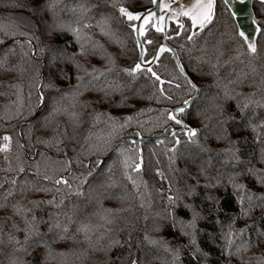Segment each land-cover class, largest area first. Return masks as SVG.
Wrapping results in <instances>:
<instances>
[{
  "label": "snow or ice",
  "instance_id": "1",
  "mask_svg": "<svg viewBox=\"0 0 264 264\" xmlns=\"http://www.w3.org/2000/svg\"><path fill=\"white\" fill-rule=\"evenodd\" d=\"M151 2L153 5L158 4L161 12L159 16L151 10L133 12L122 5L117 9L120 14V20L127 21L125 27H130L135 34V44L139 49V58L134 66L120 69V71L130 78L128 85L122 84L119 79H107L108 74L115 68V59L111 55H101L100 57L105 61L106 65L110 66L97 68L93 65L91 70L84 68L83 64L76 59L77 56L87 59L89 56L97 54L98 42L92 41L85 31L93 26L99 28L101 35L109 38V40L115 39L119 43L118 34L112 30V17L105 14L104 10L98 5L86 7L84 4L78 3L75 6L69 7L68 11L75 15V19L70 21L57 17V6L60 4V0H42L41 3L31 4L17 3L16 0H9L8 3H3L2 5L4 8L24 9L30 13V15L20 13L0 17V45H4L9 39L12 40V47H9L4 56L0 58V69L5 72L15 73L17 81L7 84L8 89L13 90L10 95L15 98L10 99L4 107L5 109H11L14 106V111L10 118L23 120L28 116H32L33 121H29L28 124L29 139L31 140V130L35 125L37 130L50 132L47 136H37L35 143L42 145L45 150H54L58 154L62 153V156L54 158L45 150H37L31 154V167L35 169L36 175H39L43 166L45 169L43 180L48 181L51 179L46 174L48 169L65 171L70 167L73 157L68 155L69 151L76 153L77 157L84 155L85 152L96 156L95 160L89 161L88 164L84 165L85 170L78 177H73L74 180L78 181L75 185L69 183L68 179L64 176H60L54 180V184L58 186L57 191H60L59 186H65L69 198L62 197L58 204L54 198L43 201V203L54 204L57 207L67 209L64 212L66 223L62 224L60 220H57L54 225L49 226L50 229L54 227L59 230L56 233V239L70 242L73 245H79L83 242L87 245L85 249L69 248L67 251L55 252L45 240L44 234L40 232L36 217L34 215L23 217L25 243L31 240L33 247L43 248L44 251L41 255H43L45 261L56 257L64 258L68 256H75L76 259H80L88 255L89 249L92 252H104L105 256H107V253L111 251L114 245L119 244V241L109 237L107 246L100 244L99 241L113 232L112 225L116 223L122 214L131 212L134 207L146 208L151 206V196L145 197L144 192L140 190L141 184L132 176V173L140 175L144 170L142 149L139 147L126 149L123 139L118 144L113 145V141L132 124L135 119L134 115L113 116L108 112H96L92 117L93 123L88 134L83 137V142L79 144V152H77L75 141L78 129L83 123V117L82 113L75 111V108L77 105L87 108L93 104L103 103L115 93L120 94V101L116 104V107H133L132 104L128 103L133 98L156 99L159 102L160 98L163 97L171 101L172 96L167 94L165 85L168 88L174 87L176 89L181 88L182 85L176 82V76L165 79L153 69V64L156 63L158 65L159 57L164 52L172 54V58L175 61V69L178 71L179 77L184 81L186 93L189 94L187 99H183L182 102L178 101L180 103L179 107L172 110H161V115L165 112L167 113V119L163 123L167 124L169 121H173L176 125L180 126V131L184 137L182 140L180 134L175 129L169 130L165 128L166 132L170 131L171 136V146L166 148V154H171L168 157L170 170H172L171 165L179 158L183 159L187 166L195 167L199 174L207 176L208 169L213 166L214 157L221 167H227L230 162L235 161L240 165L241 171H235L236 165L233 164L232 170L226 174V186L230 185L234 189V192L239 193L237 203L240 204V215L242 217H250V213L254 209L264 207V195H256L249 191L245 184L240 182L244 176H254L256 182L264 186V168H255L251 164V161L246 162L247 167L244 166L245 162L240 161V156L243 154L241 145L245 142L244 138L237 133L236 138L233 139V133L229 131V128L241 129L248 126H251L253 131H255V125H253L252 120L256 113L250 112L249 109L250 107L264 108V63H261L259 66L254 63L258 55L257 46L255 40L246 34L239 14L234 10L233 0H223L224 8L230 14L237 29L234 37H230V39L239 37L243 41L244 52L250 57L247 64L248 71L245 72L243 68L238 70L233 68L230 71H226L223 77H221V68L232 65L237 61L243 64V60L240 59L242 52L239 50H237L236 55L222 59L224 55L222 45L226 42L217 40L213 45L216 53L214 59L210 57L208 60L201 61L200 58H196L197 63L189 64V70L195 75L203 76L207 74L214 77V85L217 91L206 93L204 97H201L200 93L202 89L197 86V83L188 74L185 65L181 63L179 54L175 49L165 44H159L155 49V54L150 59L148 58L145 45H152L154 41L147 38L146 32L151 28L155 29L157 33H165L163 22L167 19L169 21H176L179 31H176L174 35L180 36L181 32L184 31V24L180 22L179 18L187 17L191 22L193 31L186 36V40L191 44L198 31H203L212 22L215 15V0H190L188 4L177 2L175 6H173L171 0H168V2L166 0H159V2L158 0H151ZM240 3H246V0H240ZM258 3L261 13L264 14V0H258ZM112 6L116 7L115 2ZM92 7H96L99 13V19L96 20L95 25L89 23L91 17L87 15ZM166 9L170 13L167 17L163 14ZM49 13H51L50 17ZM136 21H141V23H132ZM251 23L256 25V33L262 31L259 27V22L254 17ZM65 32H70L73 39L80 46L79 51L73 52L71 55L68 53L67 43H60L61 35ZM221 35H224V33H221ZM17 36H23L25 39L22 41L15 39ZM172 38V36L165 33V40ZM90 41L92 50L88 51L85 45ZM17 45L19 46V58L13 63L9 61V54L13 57L17 55ZM183 47L184 45H181V48ZM187 51L191 52L192 49L189 48ZM201 63H208L211 71L205 73L204 69L198 66ZM69 65L76 69L78 73L75 77L77 84L67 88L61 87V83L70 78L68 72L65 70ZM80 71H83L88 77L87 83L84 82V76L79 75ZM44 72H46V75H43ZM141 74L152 82L153 92L147 97L141 96L139 89L133 91L131 87V82L136 81ZM249 74H251L253 79H249ZM257 76L259 77L258 82L254 79ZM35 77H40V79L36 80ZM102 77L104 79L100 86L93 83L94 81H101ZM25 78L29 81L30 89L28 93L29 105L27 108L24 104L22 88V81ZM245 85L248 87L255 86L256 91L248 93L238 91L239 88ZM125 87L128 88L127 94L124 91ZM33 88L37 92V100L41 105L39 114L34 111L30 103ZM85 91L100 92L102 95L95 100H80L79 97ZM190 93H195V95H190ZM258 93H261V95L259 98H256ZM3 95H5V92L0 91V96ZM69 97H71L70 100ZM46 100L47 103H45ZM201 100L203 103L196 111V115L200 117V127H191L184 123V120L178 114L186 113L187 109ZM230 100L236 101L234 115H226V104ZM143 111L144 109H139L138 113H142ZM148 111H151V109L149 108ZM62 117L65 120L63 127H61ZM101 117H106L104 123L107 126V131L93 132L92 128H95L100 123ZM137 123L143 127L146 121H137ZM226 124L229 125V128L225 127ZM159 126V124L155 125V127ZM260 126L264 127V121L261 122ZM150 130L148 129V131ZM201 132L204 133L205 141H226V147L214 149L209 147L208 143H202L200 140ZM134 135L140 137L142 133L136 131ZM0 139L3 141V143H0V153L10 152L12 137L4 135ZM142 142L141 140L139 143ZM164 142V140L158 139L156 144L159 145ZM260 142V135L257 134L256 143L259 144ZM128 143L135 146L138 141L132 139ZM16 144L17 148L21 150L16 156V166L13 167L9 156L5 155L4 159L7 165L4 168H0V172L15 173V175L0 177V180L3 181V183H0V190L5 185L12 186L4 196L3 203H0V208L9 206V197L14 196L15 186L19 182V174L25 172L24 163L29 158L23 153L24 145L18 140ZM108 149H111L118 155L123 177L132 184L134 198L137 201L136 205L130 202L129 193L114 194L111 191L117 188V180L112 171L113 164L116 162L113 161V164L108 165L106 174L102 170L103 162L98 155ZM128 153H133V155H129ZM77 163H80L78 158ZM259 163L264 164V146L259 149ZM188 170L186 167L185 171ZM155 174L167 179L159 169L155 170ZM220 175L222 173L217 170V176ZM141 183H143L144 189L147 190V183L143 181ZM220 186L221 181L219 179H217L216 183L209 182L204 184L202 186L203 195L201 196L200 191H198L195 185H189L183 193L177 191L172 194V185L169 183L168 192L170 194L166 197L169 207L165 209V215L161 218V223H158L153 230L159 232L165 223H170V226L174 230L178 229V235L186 239L187 243L172 246L169 241H165L160 237H152L145 233L144 240L147 244L163 248L164 251L170 253L172 257L171 264H180L181 252L184 249L191 250V259L194 264H205L208 260L209 252L204 250L198 239L201 231L198 228V223L200 221H207L211 217L202 215V208L198 210L194 202L185 203L184 201L188 199L193 201L200 199L201 205L207 202L219 212L221 201L215 193L218 192ZM30 190L36 192L48 191V189L43 187L33 189L29 181L19 183L21 198H23L24 193ZM71 197L75 199H70ZM245 197L247 198L246 206L244 203ZM106 200L115 202L118 207H104L103 205ZM29 203L36 205L41 203V201H29ZM181 206L190 213L189 219L185 220L178 216L177 210ZM10 207L13 215L17 216L30 211V209L21 205L19 201L12 203ZM231 219L235 222L237 217H232ZM4 220H11V217L5 216ZM11 227L17 232L21 231L15 223H12ZM70 227H73L74 230L70 231ZM261 229H264V224L261 225ZM250 232H254V236H246V233ZM221 235L225 242L221 249V254L229 258V264L231 258L234 256L240 259V264H251L253 260H255L256 264H264V230L256 231L249 225L236 229L232 224H229L226 231L222 227ZM94 236L95 239L93 238ZM209 239L214 243L218 238L213 233L209 236ZM7 240L12 244L19 243L12 233L7 234ZM2 242L0 241V243ZM257 247L261 248L259 256L253 253L252 256L244 259L241 255ZM14 251H27V249L16 248ZM154 258L152 249L150 247L145 248L142 258L132 259L131 264H152V259ZM9 264H18V258L10 256ZM103 264H114V262L107 259Z\"/></svg>",
  "mask_w": 264,
  "mask_h": 264
},
{
  "label": "trees",
  "instance_id": "2",
  "mask_svg": "<svg viewBox=\"0 0 264 264\" xmlns=\"http://www.w3.org/2000/svg\"><path fill=\"white\" fill-rule=\"evenodd\" d=\"M9 0H0V17H6L10 14H20L30 15L24 9H13V8H4L3 3H8ZM17 3H41L42 0H16ZM115 2L116 7H113V3ZM78 3L84 4L86 7L89 5H98L102 8L105 14L112 17V30L118 34L119 43L116 42L115 39L109 40V38L101 35L99 28L93 26L90 29L85 30L87 34L91 37L92 41L98 42L99 46L96 49V55L89 56L87 59L85 57L77 56L76 59L79 60L84 68L91 70L92 66L95 65L97 68H104L110 65H106L105 61L101 59V55H111L115 59V68L113 71L108 74L107 79H119V81L128 85L130 82V78L126 76L120 69L130 68L132 67L137 59H138V50L135 44V38L133 32L120 20V16L118 15V6L122 5L128 7L131 11H140L151 5V0H60V4L57 6V17L59 19H63L65 21H70L75 19V15L68 11L69 7L75 6ZM253 9L256 18L258 19L259 25L261 27V32L257 38V50L258 55L254 61V63L259 66L261 63H264V14L260 11V5L258 2L253 3ZM49 17L51 13L48 14ZM91 19L89 23L92 25L96 24V20L99 19V13L96 7L90 8V11L87 14ZM178 30V28L171 24L169 34L173 35L172 39H168V41L177 49V53L179 54V58L181 63L185 65L186 71L193 78L194 82L197 83V86L202 89L200 95L204 97L206 93L216 92L217 89L214 85V77L211 75H203L197 76L189 70L190 63H197L196 58H200L201 61L208 60L210 57L214 59L215 50L213 45L217 40L225 41L222 45L224 55L222 59H227L229 56L236 55L237 50L242 52L240 57L243 60V64L238 61L232 65H228L225 68L220 69L221 77H223L226 71H230L234 69L243 68L245 72L248 71L247 64L249 62L250 57L246 52H244L243 41L239 37H235V39H230V37H234L237 29L235 23L232 21L230 14L225 10L223 1L217 0L216 2V13L213 21L199 34H197L193 38V43H188L186 40V36L189 34L190 24L188 20H185L184 31L181 32L180 36H174V33ZM224 33V35H221ZM147 38L152 39L154 43L152 45H146L148 56L154 51L156 45L161 41V35L155 33L150 30L147 33ZM15 39L24 40L25 37L17 36ZM67 43V49L69 55L73 52L79 51V45L73 39L72 34L70 32H65L61 35L60 43ZM35 43V42H34ZM181 45H184L181 48ZM12 47V40L9 39L6 41L4 45H0V58L4 56V54L8 51V48ZM26 47V46H25ZM85 48L88 51H91V41L85 45ZM191 48L192 51L188 52L187 50ZM17 55L15 57L9 54V61L15 62L19 58V46H16ZM190 57L192 58L190 60ZM198 66L204 69L205 73L211 71V68L208 63H201ZM153 69L160 73L163 78L170 79L172 76H176V82L182 85L181 88H168L165 85L166 92L168 95L172 96V100H166L163 97L160 98L159 102L156 99L148 100V99H130L128 101L129 104H132L133 107H116V104L120 101V94L115 93L114 95L107 98V100L100 104H93L90 107L82 108L79 105L75 108V111L82 113L83 123L78 129V134L76 137V147L77 152H79V144L83 142V137L88 134V131L93 123V115L96 112H108L113 116H125L129 115V112L134 108L144 105L145 107L142 113H138V111L132 113L135 119L132 124L127 127L120 136L113 141V145L117 143L119 140L125 137H136L134 133L136 131H140L142 133V137L147 138H157L162 136H167L170 134L165 131V128L169 130L175 129L177 125L169 121L167 124H164L163 121L167 119V113L165 112L161 115L162 109L169 110L171 107H175L180 105L179 102H182L183 99L188 98V93H186V86L184 85V81L179 77L178 71L175 69V63L170 56V54L165 53L159 59L158 65H154ZM69 74V79L64 80L61 83V87H70L77 84L76 75L78 74L76 69L72 68L69 65L65 69ZM46 75V72L43 73ZM79 75L84 76V82L87 83L88 77L85 75L83 71L79 72ZM36 80H39L40 77H35ZM103 77L101 81H94L93 83L100 86L103 81ZM249 79H253L251 74H249ZM254 79L259 80V77H254ZM16 81L15 73L5 72L0 69V91L5 92V95L0 96V137L4 135H9L12 137L11 150L8 154L9 159L12 162L13 167L16 166V156L20 153V149L17 148V140L21 143V140L24 144L23 153L26 157H29L25 160L24 167L25 172L19 174L18 184L15 186V194L13 197H9L8 207L0 208V264H9V257L15 256L18 258V264H103V262L107 259H110L114 262V264H131V260L134 258H142V253L145 248H151L152 252L155 256L152 259V264H171V254L164 251L163 248H158L156 246H150L144 240V235L147 233L152 237H160L165 241H169L172 246L176 244H186L187 240L178 235V229L174 230L170 223H165L159 232L154 231L153 229L158 223H161V218L165 215V209L168 207V203L166 197L170 194L168 192L169 183L172 185V194L177 191L183 193L186 191L189 185L197 186L198 191H200L201 196L203 195L202 186L206 183H216L217 179L221 181V186L219 187L218 192H216L217 198L221 201L220 211L217 212L214 206H210L207 202L203 205L200 203V199H196L195 201L188 199L185 200V203H195L197 205L198 210L202 208V215L211 217L207 221H200L198 223V228L200 231V236L198 237L202 247L205 251L209 252L208 260L205 264H229V258L223 256L221 254V249L224 246V240L221 235V230H227V226L232 224V226L236 229L243 228L245 225H249L254 228L256 231H261V225L264 224V207H258L254 209L250 213V217H242L240 215V204L237 203V197L239 193L234 192V189L228 185L226 186L227 181V172L232 170V165L235 164V171H241L240 165L233 161L227 167H221L219 163H217V159L213 158V166L208 169V175H201L197 172L195 167L187 166L183 159H177L174 164H169V155L166 154V148L171 146V140H165L163 144H156V141H148L142 143V151L144 158V170L140 175L136 173H132L134 179L137 180L138 183L141 184V192H144L145 197L148 195L151 196V206L146 208L134 207L131 212L124 213L121 217L116 221L113 227V232L108 234V236L104 237L99 241L100 244L107 246L108 238L111 237L115 240L119 241V244L114 245L111 248V251L107 253L105 256L104 252L96 251L92 252L91 249L88 250V255L85 257H81L80 259H76L75 256L68 257H56L54 259H49L45 261L43 255L41 253L44 251L43 248L33 247L31 240L28 243H25L24 240V232H23V217L24 216H35L36 221L38 223V227L41 233L44 234L45 240L51 245L52 249L55 252L59 251H67L69 248H78L85 249L87 245L81 242L79 245H73L70 242H65L56 239V233L59 231L58 229L52 227L50 229V225H54L57 220H60L62 224L66 223V218L64 216V212L67 211L66 208L57 207L54 204L43 203V201L55 199L58 204L62 197L69 198L68 191L65 186H59L60 191H57V185L54 184V180L59 178L60 176H65L68 179L69 183L75 185L78 181L74 180L73 177H78L80 175L79 172H73L70 175L67 173L70 170V167L65 171H53L52 169H48L46 174H48L51 179L48 181L43 180V175L45 174V169L41 168V172L39 175H36L35 169L31 167V154L38 150L43 149L42 145L35 143V138L37 136H47L50 132H45L43 130H37L35 125L31 130V140L29 139V128L28 124H23L32 116H28L26 119H16L10 118L12 116V112L14 111V106L11 109H5L4 105L8 103L10 99H14V96H11L10 93L13 91L8 89L7 84L14 83ZM46 82V81H45ZM132 90L135 91L137 89L140 90V95L143 97H147L152 94L153 86L150 79H147L143 74H141L136 81L131 82ZM23 88V97L24 104L27 108L29 105V81L25 78L22 81ZM125 94L128 93V88L124 89ZM238 91H242L245 93L256 91L255 86L248 87L245 85L242 88H239ZM102 94L100 92L95 91H85L80 100H95L99 98ZM157 95H159L157 93ZM192 95V93H190ZM261 93L257 94L256 98H259ZM71 97H69V100ZM31 106L37 114L40 112L41 105L37 100V92L33 88L32 96H31ZM47 103V100L45 101ZM203 101L201 100L197 104H193L191 108L186 110V113L181 114V117L187 122V124L191 127H200V117L196 115V111L200 105H202ZM151 105V106H148ZM151 111H148V109ZM227 112L226 115H234L236 111V101L230 100L226 104ZM250 112H255L256 115L253 117L252 123L255 125V131L251 126L243 127L241 129L229 128V125L226 124L225 127L229 128V131L233 133L232 138H236V134L244 138V143L241 145L242 155L240 156V161L245 162L244 166L247 167L248 161H251V164L257 168H264V164L259 163V149L264 146V127H261V122L264 121V108L262 107H250ZM106 117H101L100 123L96 125L95 128H92L93 132H101L107 131V126L104 123ZM137 121H146L143 124V127L137 123ZM65 123L64 118H61V127H63ZM231 123V122H229ZM159 124V127H155V125ZM18 127L20 131V136L18 134ZM148 129H151L148 131ZM260 135V143H256V136ZM181 139L184 137L182 133H180ZM21 138V140H20ZM200 140L202 143H208V146L214 149H223L226 147V141H205L204 133L201 132ZM22 144V143H21ZM124 147L132 148L138 147V144L133 146L128 142L124 143ZM109 150V149H108ZM107 150V151H108ZM49 155L54 158L58 156H62V153L58 154L54 150H45ZM105 151L102 154H98L100 157L104 156L107 152ZM154 153V155H153ZM129 155H133V153H128ZM68 155L73 157L71 165L75 170H84V165L90 159H96L95 155H89L85 152L84 155L77 157L76 153L71 151L68 152ZM77 158L80 163H77ZM222 158V155H221ZM113 161L116 163L113 164ZM158 161V163H157ZM109 164H113V173L115 174V179L117 180V188L112 189L111 191L114 194L127 192L130 196V202L133 205L137 204V201L134 198V193L132 189V184L130 181L124 179L122 174V169L119 165V157L115 152H112L102 163V170L105 171L108 168ZM7 162L4 159L3 153H0V168L6 167ZM95 167V166H93ZM186 167L189 169L185 171ZM159 169L163 174V177L157 176L155 174V170ZM217 170L222 173V175L217 176ZM5 175H15V173H4L0 172V177ZM29 181L32 184L33 189L36 187H43L48 189V191H40L36 192L34 190H30L23 194V198H21V193L19 192V183ZM141 181L147 183V190L144 189L143 183ZM241 183L245 184L247 189L256 195H264V186H261L256 182L254 176H244L242 177ZM0 183H3L0 180ZM12 188L11 185H5L2 190H0V203H3L4 196L7 191ZM70 199H75L71 197ZM19 201L21 205L30 209L27 213H22L21 215H13L12 209L10 205ZM29 201H41V203L33 205L29 203ZM67 203V199H66ZM245 206L247 205V198L245 197ZM104 207H118V205L113 201H105ZM178 216L187 220L190 218V213L187 212L182 206L177 210ZM10 216L11 220L5 221L4 217ZM232 217H237L235 222L232 221ZM15 223L21 231L17 232L15 229L11 227V224ZM74 230L73 227H70V231ZM12 233L15 235L16 239L19 241L18 244L9 243L7 240V234ZM215 233L217 236V240L213 243L209 236ZM247 235H253L254 232L246 233ZM95 239V236L93 237ZM55 241V242H54ZM16 248H25L27 251H14ZM253 253L259 256L261 254V248L257 247L252 249L249 252L242 253L241 255L244 259H247L249 256H252ZM39 257V258H38ZM180 264H194L191 259V250L184 249L181 252ZM230 264H240V259L238 257H232L230 260ZM251 264H256L255 260L251 261Z\"/></svg>",
  "mask_w": 264,
  "mask_h": 264
},
{
  "label": "water",
  "instance_id": "3",
  "mask_svg": "<svg viewBox=\"0 0 264 264\" xmlns=\"http://www.w3.org/2000/svg\"><path fill=\"white\" fill-rule=\"evenodd\" d=\"M223 1V0H222ZM158 2H159V0H158ZM166 2H168V0H166ZM177 2H179V3H184V4H188L189 2H190V0H171V3L173 4V6H175L176 4H177ZM254 2H258V0H246V3H244V4H241L240 3V0H233V7H234V10H236L237 12H238V14H239V17H240V20H241V22L243 23V26H244V30L246 31V34L247 35H249L250 36V38L251 39H253V40H255V43H256V46H257V38H258V36H259V33H256L255 32V28H256V25H253L252 23H251V20H252V18L254 17L256 20H257V18H256V16H255V13H254V9H253V3ZM121 6V5H120ZM119 7V6H118ZM125 7V6H124ZM126 8H128V7H126ZM129 9V8H128ZM130 10V9H129ZM148 10H151L152 12H155L156 14H157V16H159L160 14H161V12H160V9H159V7H158V4L157 5H153V3L151 2V5L149 6V7H147V8H145V9H143V10H140V11H133V12H146V11H148ZM215 13H216V0H215ZM166 17L168 16V15H170V13L168 12V10L166 9L165 11H164V13H163ZM118 15L120 16V14H119V12H118ZM214 17H215V15H214ZM214 19V18H213ZM179 20H180V22L181 23H183L184 24V26H185V20H188V18L187 17H180L179 18ZM189 21V20H188ZM213 21V20H212ZM122 23L125 25V23H127V21H122ZM132 23H137V24H139V23H141V21H136V22H132ZM163 24H164V27H165V33L167 34V35H169L168 34V32H169V30H170V27H171V24L172 25H174V26H176L177 28H178V26H177V23H176V21L175 20H171V21H169V20H165L164 22H163ZM189 24H190V30H189V33L191 32V31H193V29L191 28V22L189 21ZM209 25V24H208ZM207 25V26H208ZM206 26V27H207ZM205 27V28H206ZM259 27H260V25H259ZM129 29H131L130 27H128ZM261 28V27H260ZM150 30H152V31H154L155 33H157L156 31H155V29H149L147 32H146V34L150 31ZM177 31H179V28H178V30ZM200 32H202V31H198V34L200 33ZM165 33H158V34H160V35H162V38H161V41L156 45V47L159 45V44H165V45H167L168 47H171V48H173V49H175V51L177 52V49L168 41V40H165L164 39V35H165ZM133 35H134V38H135V34L133 33ZM169 36H173V35H169ZM175 36V35H174ZM143 39V38H142ZM145 47H146V45H145ZM156 47L154 48V51H153V53H152V55L149 57V59L155 54V49H156ZM137 50H138V58H139V49L137 48ZM164 53H168V54H170V56L172 57V54L171 53H169V52H164ZM164 53H161V55H160V57H159V59L161 58V56L164 54ZM173 59V58H172ZM137 61H138V59H137ZM136 61V62H137ZM174 61V60H173ZM181 61V60H180ZM174 63H175V61H174ZM154 65H156V63H154L153 64V67H154ZM134 66V65H133ZM192 95L194 96L195 95V93H192ZM148 106H151V105H148ZM180 105H177V106H175V107H172V108H170L169 110H172V109H175V108H177V107H179ZM143 107H145L144 105H141V106H138V107H136V108H134L132 111H130L129 112V114H132V113H134V112H136V111H138L139 109H141V108H143ZM36 112H38V109H37V111ZM178 116L180 117V118H182L181 117V114H178ZM183 119V118H182ZM32 120V118L31 119H29L28 121H26L25 123H23V124H29V121H31ZM184 120V119H183ZM173 122V121H172ZM184 123H186L187 124V122L184 120ZM175 130L177 131V133L178 134H180L181 133V131H180V126L178 125V127L177 128H175ZM18 134H19V136H20V131H19V127H18ZM132 139H135V140H137L138 141V147L139 148H141L142 149V143L143 142H148V141H157L158 139H160V140H171V136H170V134L169 135H167V136H162V137H157V138H147V137H142V136H140V137H125V138H123V140L125 141V143L126 142H128V141H130V140H132ZM20 140H21V138H20ZM143 141L142 143H139L140 141ZM120 142V140L117 142V143H115L114 145H116V144H118ZM21 143L23 144V142H22V140H21ZM24 145V144H23ZM38 149H36V151H37ZM35 151V152H36ZM113 151L111 150V149H109L105 154H104V156H102V157H100V159H101V161L103 162L111 153H112ZM92 160H95V159H90L89 161H92ZM89 161L87 162V164L89 163ZM85 170V169H84ZM84 170H80V171H78V170H75L74 168H73V166L72 165H70V170H69V172L67 173V175H70V174H72L73 172H79V173H81V172H83ZM66 175H64V177H65Z\"/></svg>",
  "mask_w": 264,
  "mask_h": 264
},
{
  "label": "rangeland",
  "instance_id": "4",
  "mask_svg": "<svg viewBox=\"0 0 264 264\" xmlns=\"http://www.w3.org/2000/svg\"><path fill=\"white\" fill-rule=\"evenodd\" d=\"M257 21H258V19H257ZM3 136H1L0 138H2ZM0 143H3V141H2V139H0ZM9 154V152L8 153H3V155L5 156V155H8Z\"/></svg>",
  "mask_w": 264,
  "mask_h": 264
},
{
  "label": "flooded vegetation",
  "instance_id": "5",
  "mask_svg": "<svg viewBox=\"0 0 264 264\" xmlns=\"http://www.w3.org/2000/svg\"><path fill=\"white\" fill-rule=\"evenodd\" d=\"M216 2H217V0H216ZM168 34H169V32H168ZM146 35H147V34H146ZM169 35H170V34H169ZM161 38H162V35H161ZM164 54H165V53H164ZM151 55H152V54H151ZM149 57H150V56H148V58H149ZM171 108H172V107H171ZM177 127H178V125H177ZM177 127H176V128H177Z\"/></svg>",
  "mask_w": 264,
  "mask_h": 264
},
{
  "label": "built area",
  "instance_id": "6",
  "mask_svg": "<svg viewBox=\"0 0 264 264\" xmlns=\"http://www.w3.org/2000/svg\"><path fill=\"white\" fill-rule=\"evenodd\" d=\"M169 207V206H168Z\"/></svg>",
  "mask_w": 264,
  "mask_h": 264
}]
</instances>
